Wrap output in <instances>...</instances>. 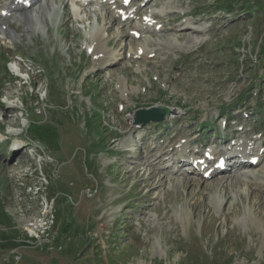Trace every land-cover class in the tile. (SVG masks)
I'll return each instance as SVG.
<instances>
[{"label":"rangeland","instance_id":"obj_1","mask_svg":"<svg viewBox=\"0 0 264 264\" xmlns=\"http://www.w3.org/2000/svg\"><path fill=\"white\" fill-rule=\"evenodd\" d=\"M170 1L206 9L186 20L200 31L165 26L138 72L124 52L96 69L68 23L44 40L17 28L11 50L0 39L13 72L0 78V264H264V155L253 177L174 173L150 163L132 116L165 107L185 135L236 118L256 90L264 101V0Z\"/></svg>","mask_w":264,"mask_h":264},{"label":"bare ground","instance_id":"obj_2","mask_svg":"<svg viewBox=\"0 0 264 264\" xmlns=\"http://www.w3.org/2000/svg\"><path fill=\"white\" fill-rule=\"evenodd\" d=\"M46 4V6L47 7H49L50 8V4H49V1L48 0H45V2H44V5ZM21 15H24L25 16V19H28V21H27V23H26V25H30L31 27H34V30H37L39 27H38V24H40L41 23V18H40V10H39V8H37V9H31L30 11H28V12H25L24 14H21ZM24 19V20H25ZM15 34V33H14ZM100 35H102V32H100ZM16 37V36H15ZM99 37V36H98ZM99 39H100V37H99ZM107 40L108 39H106V40H103V42L101 41V39H100V42H97V43H99V49L100 50H104L103 49V45L105 46V47H107ZM106 52L108 53V55H109V58L110 57H113V52L110 50V49H107L106 50ZM85 121H87V120H85ZM88 122V121H87ZM88 124V123H87ZM257 166V165H256ZM213 173H212V175L214 174V175H216L217 173H214V171H212ZM247 173H248V171H246V173L244 174V171H243V175L244 176H248L247 175ZM250 175L252 176L253 174H254V170H251L250 172ZM212 177V176H211ZM132 191V190H131Z\"/></svg>","mask_w":264,"mask_h":264},{"label":"water","instance_id":"obj_3","mask_svg":"<svg viewBox=\"0 0 264 264\" xmlns=\"http://www.w3.org/2000/svg\"><path fill=\"white\" fill-rule=\"evenodd\" d=\"M150 113L152 115L150 117L149 116H146V119L145 120H149V119H154V120L161 119L162 118V115H163V110L159 112L156 109H153V110L150 111Z\"/></svg>","mask_w":264,"mask_h":264},{"label":"trees","instance_id":"obj_4","mask_svg":"<svg viewBox=\"0 0 264 264\" xmlns=\"http://www.w3.org/2000/svg\"><path fill=\"white\" fill-rule=\"evenodd\" d=\"M87 162L86 159L84 160V163ZM88 164V163H87ZM66 173V172H65Z\"/></svg>","mask_w":264,"mask_h":264}]
</instances>
